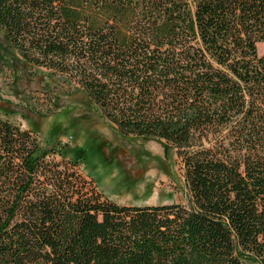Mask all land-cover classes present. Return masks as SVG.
Instances as JSON below:
<instances>
[{"label":"trees","instance_id":"1","mask_svg":"<svg viewBox=\"0 0 264 264\" xmlns=\"http://www.w3.org/2000/svg\"><path fill=\"white\" fill-rule=\"evenodd\" d=\"M263 38L264 0H0V72L76 85L173 151L186 197L108 201L77 154L0 118V264H264Z\"/></svg>","mask_w":264,"mask_h":264},{"label":"rangeland","instance_id":"2","mask_svg":"<svg viewBox=\"0 0 264 264\" xmlns=\"http://www.w3.org/2000/svg\"><path fill=\"white\" fill-rule=\"evenodd\" d=\"M256 52L264 55V38ZM48 74L31 69L14 83L10 73L0 72V118L31 130L42 147L59 142L70 150L47 158L64 164L77 154L78 173L92 179L108 201L136 207L186 203L180 162L172 150L155 140L121 137L94 107L85 108L84 97L75 96L81 93L76 85L68 94V85L55 83ZM57 98L58 107L52 104ZM84 111L92 118L73 124Z\"/></svg>","mask_w":264,"mask_h":264},{"label":"flooded vegetation","instance_id":"3","mask_svg":"<svg viewBox=\"0 0 264 264\" xmlns=\"http://www.w3.org/2000/svg\"><path fill=\"white\" fill-rule=\"evenodd\" d=\"M173 204H179V203H164L162 205H164V206H170V205H173Z\"/></svg>","mask_w":264,"mask_h":264}]
</instances>
